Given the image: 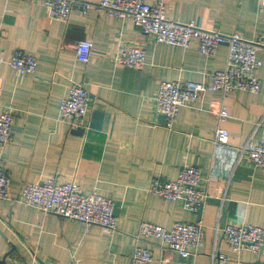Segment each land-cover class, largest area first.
Wrapping results in <instances>:
<instances>
[{
  "label": "crops",
  "instance_id": "obj_1",
  "mask_svg": "<svg viewBox=\"0 0 264 264\" xmlns=\"http://www.w3.org/2000/svg\"><path fill=\"white\" fill-rule=\"evenodd\" d=\"M97 4L100 0H89ZM155 3L161 0H146ZM170 19L195 20L208 30L237 33L254 40L264 32V0H162ZM0 103L15 113L2 154L10 177L9 195L0 198V258L12 246L8 264H131L137 243L153 250L150 264H251L262 254L234 250L223 229L246 222L264 227V169L240 148L264 139V54L258 92H207L183 106L168 127L156 96L164 80L203 81L226 67L228 46L206 55L189 47L158 43L132 21L96 7L74 11L66 20L51 17L42 0H0ZM93 43L88 62L78 59L80 41ZM126 44L144 45L142 69L115 60ZM17 48L38 57L34 73L18 74L9 64ZM91 94L81 125L60 118V104L74 83ZM224 104L229 117L215 114ZM218 125L229 143L214 144ZM82 127L83 132L74 130ZM189 165L199 167L208 198L199 212L148 191L154 177L175 179ZM51 176L76 180L84 191L97 190L117 207V229L85 225L45 213L19 200L27 182ZM142 221L166 228L175 222L199 223L204 243L183 257L156 238L138 241ZM213 254L215 257L213 258Z\"/></svg>",
  "mask_w": 264,
  "mask_h": 264
},
{
  "label": "built area",
  "instance_id": "obj_2",
  "mask_svg": "<svg viewBox=\"0 0 264 264\" xmlns=\"http://www.w3.org/2000/svg\"><path fill=\"white\" fill-rule=\"evenodd\" d=\"M48 14L56 19L66 20L76 11L87 14L96 7L110 16L125 18L137 25L145 35L152 36L158 43H169L189 47L197 43L199 51L206 55L216 53L220 45L228 46L226 67L209 73L203 81L164 80L157 96L158 112L164 114L168 127H173L179 110L201 99L207 92H230L247 90L258 92L261 80L258 74L263 65L260 54H264V32L254 40H248L237 33L225 34L208 30L195 20L188 23L172 20L167 15L165 3L161 0L149 3L146 0H100L93 4L89 0H42ZM264 4V1H263ZM2 32L0 31V38ZM93 43L83 40L77 44L79 60L88 62ZM3 59L0 48V60ZM123 66L142 69L146 63V48L139 44H126L119 48L115 57ZM9 64L18 74L34 73L38 67V57L17 48L13 51ZM91 104V94L82 83H74L69 94L62 99L59 116L73 126L81 125ZM221 124L229 117L224 104L215 112ZM15 113L3 109L0 103V198L9 195L10 177L6 171L2 154L11 137ZM214 144L223 148L229 143V130L218 125ZM240 154L257 167L264 169V139L249 141L240 148ZM201 171L195 165L183 167L175 179L154 177L148 191L166 200L179 201L191 212H199L208 198V190L201 183ZM20 201L45 213L57 214L65 219H74L87 226L99 225L107 231L117 229L115 203L97 190L84 191L76 181H60L51 176L43 182H27L23 185ZM226 240L234 250L250 248L264 255V227L246 222L228 224L223 229ZM204 229L199 223L177 221L171 227L150 221H142L135 235L138 241L149 237L156 238L169 250L188 257L196 253L204 243ZM215 254H213V258ZM153 250L137 243L131 256V264H150ZM264 264V256L258 263Z\"/></svg>",
  "mask_w": 264,
  "mask_h": 264
},
{
  "label": "water",
  "instance_id": "obj_3",
  "mask_svg": "<svg viewBox=\"0 0 264 264\" xmlns=\"http://www.w3.org/2000/svg\"><path fill=\"white\" fill-rule=\"evenodd\" d=\"M162 117H165V115L164 114H162ZM166 118V117H165ZM75 132H83L84 131V128H82V127H79V128H77V129H75L74 130ZM118 208L117 207H115V209H114V213L117 215V213H118ZM15 249V246H12V249H10L2 258H0V264H8L7 263V261H6V258H7V256L8 255H10L12 252H13V250Z\"/></svg>",
  "mask_w": 264,
  "mask_h": 264
}]
</instances>
